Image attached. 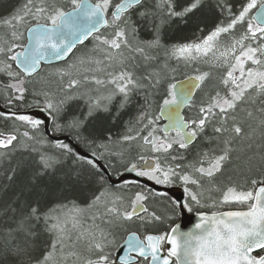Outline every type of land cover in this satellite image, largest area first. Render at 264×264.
Here are the masks:
<instances>
[{"label": "rangeland", "instance_id": "374dc122", "mask_svg": "<svg viewBox=\"0 0 264 264\" xmlns=\"http://www.w3.org/2000/svg\"><path fill=\"white\" fill-rule=\"evenodd\" d=\"M55 1L28 0L14 14L0 22V73H7L11 79L8 87L11 91H20L23 85L33 90L43 100V106L35 102L31 107L45 108L52 115L53 122L59 120L61 108L70 101H80L85 109V118H88L97 112L107 111L111 104L123 106L134 90H146L150 82L171 86L180 77L195 76L201 81L199 91L202 98L211 103L210 109H201L199 115L197 112L196 121L203 125L201 129L196 125L198 135L204 130L214 133L220 130L228 136L234 131L237 136L239 131L238 127L233 126L234 115L242 110V106L264 94V83L260 86L258 76H252L255 74L252 73L254 69H264V29H259L252 20L253 11L264 0H249L232 22L217 27L200 42L172 48L160 55H154L151 51L158 47L157 42L139 44L134 38V32H99L76 47L65 62L42 67L23 84V79L18 72L13 71L9 60L13 59L25 40V26L31 22L40 23L43 14L49 12ZM93 1L96 3L97 0ZM107 1L102 0V4L105 5ZM145 1L148 5L155 3L158 11L166 10L169 4V0ZM105 9H109V6ZM138 12L142 14L141 10ZM121 19L130 26L129 14H124ZM233 31L235 35L229 36ZM136 56L143 57V70L151 79H140L128 67L126 61ZM150 62L155 64L150 67ZM262 72L257 73L262 77ZM228 74L233 75L235 81L228 78ZM227 93L233 97V102H229ZM0 97L4 100L8 97L6 90L0 89ZM152 106L147 109L143 123L127 126L120 139L102 144L98 151L91 150V153L101 159L115 158L118 166L123 164L119 168L122 170L159 152L158 146L144 143L150 134L159 137L156 113L160 105L155 109ZM7 126L9 130L0 134L12 135L14 140L9 146L0 147V164L15 151L28 150L37 154L39 162L47 169L55 163L50 150L60 154L68 150L62 143L47 141L39 125L12 119L7 121ZM70 126L68 130L74 134L77 131L76 124ZM162 139L170 147L178 143L175 134L163 136ZM166 153H156L158 162L154 175L160 182L170 176L167 175L168 168L164 167L165 163L169 165L165 160ZM220 153V149H213L200 154L198 162L193 166L182 167L181 173L185 175L187 170L193 173L190 175L192 179L188 178L191 181L195 176L199 180L208 175L214 177L217 170L226 164V159L218 162ZM260 184L263 182L255 181L241 187L235 184L227 186L229 206L234 209L250 207L254 190ZM144 193L142 188L132 185L119 188L106 186L86 207L67 205L50 209L43 217L51 240L50 249L36 264H89L96 261L103 253L102 250L111 247L119 227L128 228L134 224L130 212L135 204H142ZM207 198L202 196L200 200L203 202ZM146 205L150 216L153 213L160 215L162 209L166 211V207H161L163 205L160 203Z\"/></svg>", "mask_w": 264, "mask_h": 264}, {"label": "trees", "instance_id": "16d2710c", "mask_svg": "<svg viewBox=\"0 0 264 264\" xmlns=\"http://www.w3.org/2000/svg\"><path fill=\"white\" fill-rule=\"evenodd\" d=\"M27 1L0 0V22L14 14ZM120 1L108 0L105 5L102 4V0L96 1L95 4L102 8L107 20L106 27L100 32H134V38L139 44L157 42L158 47L151 51L154 55H160L172 48L200 42L217 27L232 22L249 0H201L198 3L197 0H169L167 9L163 11H158L155 3L148 5L144 0L139 6L127 12L130 26L121 19L123 15L117 20L112 18V11ZM78 2L79 0H56L49 8V12L43 14L40 23L56 24L58 17L76 7ZM107 6L109 9H105ZM140 10L141 15L138 12ZM33 24L35 23L31 22L26 25L24 32ZM235 33L233 31L229 36ZM24 43L25 40L17 51ZM129 59L126 61L128 67L140 79H151L143 70L145 62L141 60L142 56ZM9 61L15 72L13 59ZM154 64L150 62L148 65L152 67ZM253 71L255 74L252 76H258L257 81L261 82L259 84L261 86L264 83V69L260 70L263 71L262 77L257 73L260 72L257 69ZM19 76L23 79V84L30 80ZM182 78L185 77L179 79ZM253 78L255 80V77ZM10 81L7 73H0V89L8 93L5 100L0 97L2 106L23 110L32 108L35 102L43 103L33 90L24 85L20 91H11L8 88ZM146 87V90H134L123 106L111 104L107 111L97 112L88 118H85V109L80 101H70L61 108L59 120L52 123V134L72 138L85 152L98 151L100 145L120 139L127 126L143 123L151 104L155 109L157 105L161 106L172 98L171 86L166 83L150 82V87ZM226 97L229 102L234 101L229 93ZM204 99L198 90L185 111L189 120L197 116L196 109H210L211 103ZM244 107L242 106V110L233 117L235 119L233 126L238 127L239 135L235 136L234 131L228 136L222 134L220 130L215 133L204 130L188 150L177 157L179 163L173 166V170L177 166L178 168L193 166L198 162L200 154L220 149V157L226 159V164L221 166L217 174L203 184L201 189L202 194L212 199L230 184L241 187L255 181L264 183V94ZM156 119L160 124L159 119L157 117ZM8 120L12 118L0 116V130H9ZM70 124H76L77 131L74 134L68 130ZM46 140L49 141L47 138ZM62 144L68 149L62 154L48 150L55 160L51 168H43L38 155L28 150L15 151L0 164V264L40 262L51 245L43 221L46 213L58 206L86 207L106 188V179L97 167L77 158L67 143ZM100 160L112 175L123 166V164L118 166L115 158ZM161 214L166 215L164 209L161 210ZM126 230V227H119L114 238L123 236ZM111 232L113 233V230Z\"/></svg>", "mask_w": 264, "mask_h": 264}, {"label": "water", "instance_id": "95a60500", "mask_svg": "<svg viewBox=\"0 0 264 264\" xmlns=\"http://www.w3.org/2000/svg\"><path fill=\"white\" fill-rule=\"evenodd\" d=\"M142 1L121 0L114 7L112 18L119 19L131 9L139 6ZM252 20L256 26L264 29V1L253 11ZM106 25V15L99 5L90 0H79L76 7L63 12L58 17L56 24L37 23L27 28L23 49L15 54L14 67L22 76L29 78L37 74L43 66L63 63L76 47L98 34ZM200 84L201 81L195 76L176 80L171 86L172 102L163 104L158 110V117L162 122L161 133L165 135L178 132L185 146L192 145L195 137L188 131V124L183 118V110L192 101ZM0 116L41 126L45 138L56 144H69L78 158L96 165L111 186L131 181L149 190L170 196L181 214L180 223L171 230L169 235L171 252H178L179 245L193 247L199 245L198 238H204L205 242L202 243L211 247H220L214 250L218 253L241 255L264 248V184L255 188L252 204L248 209L230 210L212 215H187L183 208L184 191L181 188L159 186L137 173L135 166L125 168L116 179H111L106 167L98 158L78 148L70 137L52 134L53 118L45 108L32 107L15 110L6 108L0 103ZM199 125L201 126L202 122ZM0 140V147H6L14 140V137L0 134ZM151 140V135H148L144 143L147 145ZM155 167V161L147 158L142 162L140 171L150 172ZM142 211L143 206L137 204L131 215H138ZM151 237L148 235L146 239L149 240ZM133 247H139V250H134ZM148 252L153 253L152 256L157 257L158 255L156 248L142 247L138 236L135 233H129L117 251L115 262L120 261L122 257H127L128 253L144 256Z\"/></svg>", "mask_w": 264, "mask_h": 264}, {"label": "flooded vegetation", "instance_id": "af4514ba", "mask_svg": "<svg viewBox=\"0 0 264 264\" xmlns=\"http://www.w3.org/2000/svg\"><path fill=\"white\" fill-rule=\"evenodd\" d=\"M228 78H232L233 81H235L233 75L228 74ZM232 76V77H231ZM191 104V103H190ZM189 107V105H188ZM186 107L183 110V118L184 121L188 124V131L190 134L195 136V140L199 136L196 132V125L201 129L203 128V125H199V121H196L197 116H194L190 120L186 117V110L188 109ZM196 112L200 114V110L196 109ZM157 116H158V110H157ZM198 114V115H199ZM196 121V122H195ZM195 122V123H194ZM158 123V120H157ZM159 129L160 133H158V136H154V134H150L152 137L151 142L149 145H155L159 147V152L152 153L149 156H146L145 159L151 158L156 162L158 160L156 159V153H161V151H167L165 155V160L169 163V165L164 164V167L166 166L168 168L167 178L161 180L156 179L155 177V170L146 172V171H140V167L142 165V161L144 159H141L137 164H134L136 166V172L140 175L150 179L152 182L159 184L160 186L164 187H179L184 191V200H183V208L187 215H195V214H206V215H212L217 213H222L231 210L229 206L230 200L228 199V192L226 189H224L215 199L207 198L205 201H201L200 199L202 196H205L201 193L202 185L206 184V182L209 181V179H212L213 176L208 175L206 178L199 180L198 176H195L194 180L191 181L188 178L192 179L190 175L193 173H189L188 170L185 171V175L181 173L183 171V168L174 167L170 168L171 165H174L175 163L178 164L179 160L177 157L181 155V153L188 150V148L191 146H185L182 142L181 135L177 132H170L168 134H162L161 133V126L162 122H160ZM5 131L0 130V133H3ZM172 134H175L178 138V143H174L171 145L165 144L164 140L162 139L163 136H171ZM1 142V140H0ZM175 148V150H173ZM162 160L164 158L162 157ZM164 160V161H165ZM225 158L220 157L218 159V162H224ZM171 164V165H170ZM131 166V165H130ZM133 166V165H132ZM177 170V171H176ZM219 171V170H217ZM189 174V175H187ZM185 176V178H184ZM128 185H132L135 188H142L144 190L143 195V211L135 216L131 215L130 217L132 220V223L138 224V226L132 231V233H135L138 236V241L142 245V247L148 249H154L156 248L158 251L157 257L154 255L152 256L151 252H148L147 255L140 256L134 253H128L127 257H122L120 261H116V254L120 247V245L124 242L126 238V234L118 239H116L112 247L108 250H102L103 253H101L100 258L92 263H101V264H151L152 261L153 264H264V248L259 249L255 252L249 253V254H229V253H218L215 252V249H220V247H211L205 243L204 238H198L199 245L193 247V246H185V245H179L177 247L176 253L171 252L170 242L168 241L169 235L171 230L180 223L181 214L178 209V206L174 202L172 198L166 195H158L153 192H151L149 189L140 186L138 184H135L133 182H128ZM138 185V186H137ZM147 203H160L163 205V207H166L165 216L157 213H153V216H150L151 214L148 212ZM164 203V204H163ZM137 205V204H135ZM134 205V206H135ZM160 205V206H161ZM150 214V215H148ZM168 215V216H167ZM129 233V232H128ZM148 235H151L152 237L149 238V240L146 239ZM184 239V238H181ZM202 243V244H200ZM155 246V247H154ZM134 250H139V247H133ZM105 251V252H104Z\"/></svg>", "mask_w": 264, "mask_h": 264}, {"label": "bare ground", "instance_id": "6f19581e", "mask_svg": "<svg viewBox=\"0 0 264 264\" xmlns=\"http://www.w3.org/2000/svg\"><path fill=\"white\" fill-rule=\"evenodd\" d=\"M144 1V0H143ZM142 1V2H143ZM95 4V3H94ZM259 29H261V27H259ZM24 46V45H23ZM23 46H22V48H20V50L18 51L19 53L22 51V49H23ZM18 52H16V53H18ZM15 53V54H16ZM15 54H14V56H13V65H14V57H15ZM71 56V55H70ZM69 56V57H70ZM68 57V58H69ZM15 68V67H14ZM42 69V67L40 68V70ZM16 70V69H15ZM39 70V71H40ZM17 71V70H16ZM18 72V71H17ZM19 73V72H18ZM20 74V73H19ZM21 75V74H20ZM24 77V76H23ZM33 77V76H32ZM29 78H31V77H29ZM28 78V79H29ZM199 90V89H198ZM197 90V91H198ZM195 96V95H194ZM194 98V97H193ZM17 121H20V120H17ZM156 121H157V119H156ZM23 122V121H22ZM26 124H30V123H28V122H25ZM31 125V124H30ZM38 126V125H37ZM157 132H160V129L157 131ZM178 133V132H177ZM195 137V136H194ZM72 139V138H71ZM72 141H73V139H72ZM194 142H195V140H194ZM193 142V143H194ZM73 143L75 144V142L73 141ZM76 145V144H75ZM68 146L71 148V146L68 144ZM77 146V145H76ZM78 147V146H77ZM79 148V147H78ZM72 149V148H71ZM90 154H92L93 156H95L96 158H98L96 155H94L93 153H90ZM99 160H100V158H98ZM86 161V160H85ZM101 161V160H100ZM103 163V162H102ZM92 164V163H91ZM92 165H94V164H92ZM95 167H97L96 165H94ZM105 166V165H104ZM106 167V166H105ZM97 169L99 170V168L97 167ZM106 169H107V171H108V173H109V175H110V177H111V179H116L119 175H120V173L125 169V168H123L122 170H118V172L116 173V174H114V175H112L111 174V172L109 171V169L106 167ZM100 171V170H99ZM100 173L103 175V173L100 171ZM104 177H105V175H103ZM105 179H106V184H107V186H109V187H113V188H119V187H122V186H125V185H128V182H131V181H124V182H121L119 185H117V186H111V185H109L108 184V180H107V178L105 177ZM150 180V179H149ZM151 192H153V193H155V194H158V195H166V194H160V193H157V192H155V191H152V190H150ZM166 196H168V195H166ZM170 197V196H169ZM171 198V197H170ZM161 207H163V206H161ZM154 212V211H153ZM138 226V224H132V225H130V227H128V228H126V229H129V233H132V231H133V229H135L136 227ZM127 231V230H126ZM125 231V232H126ZM125 232H124V234H125ZM126 233V235H128L129 233ZM118 235V234H117ZM122 237V236H121ZM118 238H120V237H116V238H114L113 240H116V239H118ZM113 244V243H112ZM112 244H111V247H112ZM110 247V248H111Z\"/></svg>", "mask_w": 264, "mask_h": 264}]
</instances>
